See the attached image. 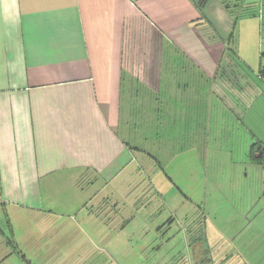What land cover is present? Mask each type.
I'll use <instances>...</instances> for the list:
<instances>
[{
  "label": "crops",
  "instance_id": "1",
  "mask_svg": "<svg viewBox=\"0 0 264 264\" xmlns=\"http://www.w3.org/2000/svg\"><path fill=\"white\" fill-rule=\"evenodd\" d=\"M200 2L0 0V209L9 219H90L101 206L87 204L113 202L130 170L135 183L145 166L208 150L211 134L228 133L227 113L253 128L237 214L261 204L264 131L254 115L264 60L247 72L235 40L241 20L221 0ZM256 209L264 216V202ZM239 246L254 264L261 250Z\"/></svg>",
  "mask_w": 264,
  "mask_h": 264
},
{
  "label": "rangeland",
  "instance_id": "2",
  "mask_svg": "<svg viewBox=\"0 0 264 264\" xmlns=\"http://www.w3.org/2000/svg\"><path fill=\"white\" fill-rule=\"evenodd\" d=\"M245 2L257 11L258 21L240 19L235 40L244 69L255 76L264 60V0ZM260 100L254 115L258 133L264 131V96ZM226 117L228 133L211 134L208 150L171 156L161 166H145L135 183H130L135 175L130 170L129 184L113 185L119 195L113 202L87 204L89 209L101 206L90 219L84 213L11 220L0 209V264H222L224 260L238 264L237 259L253 264L246 255L250 250H242L239 243L248 242L254 251L264 249V216L256 214L264 197L258 200L261 204H247L239 214L233 197L234 186L245 173L239 168L249 162L242 149L249 144L248 129L253 128L249 119L241 125L231 114ZM201 225L207 239L195 244ZM15 252L25 261L10 257ZM204 258L210 261L201 263ZM253 262L261 264V259Z\"/></svg>",
  "mask_w": 264,
  "mask_h": 264
},
{
  "label": "trees",
  "instance_id": "3",
  "mask_svg": "<svg viewBox=\"0 0 264 264\" xmlns=\"http://www.w3.org/2000/svg\"><path fill=\"white\" fill-rule=\"evenodd\" d=\"M207 1L208 0H201L200 5H204ZM221 1H222L223 5L225 6L226 10H228V12L234 16L236 22L238 20L244 18V17H249V16L252 17V16L257 15V11L253 7L247 6L245 0H221ZM225 57H227V58L229 57V58L233 59L230 51H228L226 53ZM258 75L261 78H264V65L260 66ZM257 146L259 147V149H257V152H261L262 149L260 147L263 146V144L261 142L257 143L255 145H253L252 148L255 149V147H257ZM260 157L263 159L264 153ZM204 239H207L206 232H205V226L201 225L200 236L198 238L194 239L193 242L196 244L198 242L204 241ZM11 243H13V242L11 241ZM226 244H227V242H226ZM15 247H17V246H15ZM204 252L208 253L209 251L205 250ZM205 253L203 254V257L206 256L205 258H207V255ZM259 253H261V255L258 256L256 254L257 258L264 256V249H262ZM246 255H249V254L246 253ZM22 258L25 261V257H22ZM205 258L202 259L201 263H205V261H210V259L205 260ZM27 264H29V263H27Z\"/></svg>",
  "mask_w": 264,
  "mask_h": 264
}]
</instances>
